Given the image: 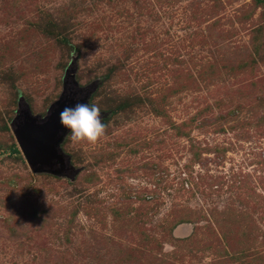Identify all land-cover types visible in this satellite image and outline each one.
<instances>
[{"label":"rangeland","instance_id":"374dc122","mask_svg":"<svg viewBox=\"0 0 264 264\" xmlns=\"http://www.w3.org/2000/svg\"><path fill=\"white\" fill-rule=\"evenodd\" d=\"M71 83L106 133L31 167ZM0 264H264V0H0Z\"/></svg>","mask_w":264,"mask_h":264},{"label":"water","instance_id":"95a60500","mask_svg":"<svg viewBox=\"0 0 264 264\" xmlns=\"http://www.w3.org/2000/svg\"><path fill=\"white\" fill-rule=\"evenodd\" d=\"M67 87L60 99L52 106L44 118L29 115L20 111L17 120L12 122L11 129L15 142L23 157L31 167L59 165L58 170L71 173L66 158L58 150V142L67 130L61 125L60 112L66 106L83 103L85 90Z\"/></svg>","mask_w":264,"mask_h":264},{"label":"clouds","instance_id":"9594fccd","mask_svg":"<svg viewBox=\"0 0 264 264\" xmlns=\"http://www.w3.org/2000/svg\"><path fill=\"white\" fill-rule=\"evenodd\" d=\"M61 125L70 130V139L76 143L98 142L106 133L100 108L95 104L77 103L60 112Z\"/></svg>","mask_w":264,"mask_h":264}]
</instances>
